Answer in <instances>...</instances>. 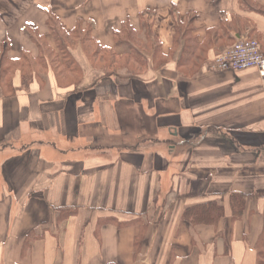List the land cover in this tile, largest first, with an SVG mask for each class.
I'll return each instance as SVG.
<instances>
[{"label": "crops", "instance_id": "crops-1", "mask_svg": "<svg viewBox=\"0 0 264 264\" xmlns=\"http://www.w3.org/2000/svg\"><path fill=\"white\" fill-rule=\"evenodd\" d=\"M242 36L264 0H0V264H259L264 76L210 62Z\"/></svg>", "mask_w": 264, "mask_h": 264}, {"label": "built area", "instance_id": "built-area-1", "mask_svg": "<svg viewBox=\"0 0 264 264\" xmlns=\"http://www.w3.org/2000/svg\"><path fill=\"white\" fill-rule=\"evenodd\" d=\"M214 62V68L218 70L256 68L264 76V52L255 38L240 37L232 46L217 53Z\"/></svg>", "mask_w": 264, "mask_h": 264}, {"label": "trees", "instance_id": "trees-1", "mask_svg": "<svg viewBox=\"0 0 264 264\" xmlns=\"http://www.w3.org/2000/svg\"><path fill=\"white\" fill-rule=\"evenodd\" d=\"M258 40V39H257ZM258 42H259V40H258ZM235 43V42H234ZM234 43H232V44H229V45H224V46H228V47H230V46H232ZM259 44H260V42H259ZM260 46H261V44H260ZM261 49H262V47H261ZM264 52V51H263ZM235 201H237V203L238 204H240V206H242L243 205V199H242V197H235ZM208 217L209 218H213L214 216H215V212L213 213V211H211V209L210 208H208ZM212 212V214L211 213H209V212ZM186 216H187V218H189V216H190V212L188 213V212H186ZM264 234H263V240L261 241V243L259 244V264H264Z\"/></svg>", "mask_w": 264, "mask_h": 264}, {"label": "rangeland", "instance_id": "rangeland-1", "mask_svg": "<svg viewBox=\"0 0 264 264\" xmlns=\"http://www.w3.org/2000/svg\"><path fill=\"white\" fill-rule=\"evenodd\" d=\"M250 38H253V39H254L255 37H250ZM255 39H257V38H255ZM216 54H217V53H216ZM216 54H215V55H216ZM215 55L210 59V62H211V65H212V66H214V63H215V62H214V57H215Z\"/></svg>", "mask_w": 264, "mask_h": 264}]
</instances>
